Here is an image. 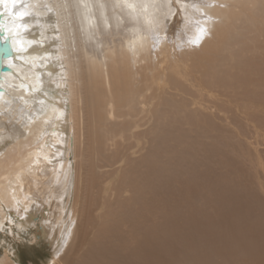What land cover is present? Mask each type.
Here are the masks:
<instances>
[{
    "label": "bare ground",
    "instance_id": "bare-ground-1",
    "mask_svg": "<svg viewBox=\"0 0 264 264\" xmlns=\"http://www.w3.org/2000/svg\"><path fill=\"white\" fill-rule=\"evenodd\" d=\"M0 13L14 49L1 79L0 202L20 225L46 206L52 264L84 244L76 232L94 197L100 234H112L123 221L111 190L149 189L155 149L264 95V0H0Z\"/></svg>",
    "mask_w": 264,
    "mask_h": 264
},
{
    "label": "rangeland",
    "instance_id": "rangeland-1",
    "mask_svg": "<svg viewBox=\"0 0 264 264\" xmlns=\"http://www.w3.org/2000/svg\"><path fill=\"white\" fill-rule=\"evenodd\" d=\"M252 110L233 112L202 133L188 131L193 140L183 134L186 139L169 152L155 149L149 189L116 182L111 200L120 204L115 214L123 223L112 234L101 233L105 238L96 217L101 202L94 197L99 207L89 203L86 230L76 232L78 238L84 233V244H76L62 264H264V95ZM136 154L138 161L143 154ZM120 160L109 182L122 176ZM0 204V259L52 264L46 206L33 207L29 224L20 225L25 221L18 209Z\"/></svg>",
    "mask_w": 264,
    "mask_h": 264
},
{
    "label": "water",
    "instance_id": "water-1",
    "mask_svg": "<svg viewBox=\"0 0 264 264\" xmlns=\"http://www.w3.org/2000/svg\"><path fill=\"white\" fill-rule=\"evenodd\" d=\"M2 15L3 13H0V23L3 21V18L1 17ZM13 54L14 49L11 41L5 36L4 31L0 29V92L3 91V88L1 87L2 75L11 71L3 61L11 59Z\"/></svg>",
    "mask_w": 264,
    "mask_h": 264
}]
</instances>
